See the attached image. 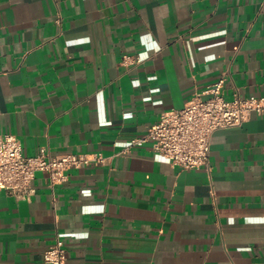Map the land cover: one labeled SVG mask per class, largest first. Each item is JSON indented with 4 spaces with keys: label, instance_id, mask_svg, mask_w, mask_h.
Wrapping results in <instances>:
<instances>
[{
    "label": "crops",
    "instance_id": "1",
    "mask_svg": "<svg viewBox=\"0 0 264 264\" xmlns=\"http://www.w3.org/2000/svg\"><path fill=\"white\" fill-rule=\"evenodd\" d=\"M222 76L264 95V0H0V134L105 158L0 191V264H264L263 116L212 133L210 171L128 147Z\"/></svg>",
    "mask_w": 264,
    "mask_h": 264
},
{
    "label": "built area",
    "instance_id": "2",
    "mask_svg": "<svg viewBox=\"0 0 264 264\" xmlns=\"http://www.w3.org/2000/svg\"><path fill=\"white\" fill-rule=\"evenodd\" d=\"M140 59L123 55L121 64L139 63ZM225 77L200 93L194 94L181 108L163 111L146 131L130 139L128 147H149L173 166L182 169L204 167L210 171V137L219 128L238 126L246 122L251 113L264 117V95L227 99L223 86ZM209 95L202 98V95ZM100 153H64L51 155L41 147L34 156H25L22 146L13 134H0V191L4 190L16 200L29 201L34 193L31 182L37 171L47 174L50 187L67 180V171L90 163H101ZM45 264H66V250L57 240L42 255Z\"/></svg>",
    "mask_w": 264,
    "mask_h": 264
}]
</instances>
